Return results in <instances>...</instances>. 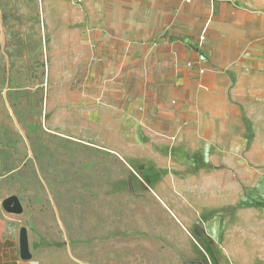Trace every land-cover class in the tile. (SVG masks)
Here are the masks:
<instances>
[{"label":"crops","instance_id":"crops-1","mask_svg":"<svg viewBox=\"0 0 264 264\" xmlns=\"http://www.w3.org/2000/svg\"><path fill=\"white\" fill-rule=\"evenodd\" d=\"M116 1L83 6L94 12L96 40L123 41L125 58L150 61L154 107L134 128L140 155L125 161L133 171L118 179L119 188L103 178L97 189L94 179L76 175L27 184L24 196L1 183L0 264H187L213 248L264 258V0H188L184 20L166 11L165 0H148L138 33L132 26L121 36L108 32L101 13ZM44 6L52 13L50 1ZM23 14H37V1L0 0V178L45 170L15 165L27 143L14 130L9 88L20 79L10 55ZM82 24L87 67L88 44L96 41L86 15ZM67 169L77 174L79 165ZM11 195L21 213L4 209Z\"/></svg>","mask_w":264,"mask_h":264},{"label":"rangeland","instance_id":"rangeland-1","mask_svg":"<svg viewBox=\"0 0 264 264\" xmlns=\"http://www.w3.org/2000/svg\"><path fill=\"white\" fill-rule=\"evenodd\" d=\"M36 1L37 14H23L18 27L22 30L12 33L17 47L10 55V70L20 79H10L9 88L15 109L11 112L13 124L20 126L14 130L23 142L27 141L24 158L15 161V165L45 170L42 174L0 178V184L24 196L30 193L25 190L27 184L70 181L72 176L79 180L94 179L97 189L100 179L114 180L117 182L113 181L112 188H119L118 179L133 171L125 161L140 155L134 144L139 145L141 138L135 136L134 128H138L141 117L154 107L155 95L146 79L150 61L125 58L123 41L96 40L99 32L94 27V12L84 11V0H47L53 7L48 14L44 0ZM148 2L117 0L116 5H108L101 12L109 23L108 32L121 36L127 27L135 26L138 33ZM164 4L167 12L178 14L181 20L189 13L188 0H165ZM84 15L87 35L96 41L88 44L87 67L80 59L78 41ZM69 38L75 41L72 55ZM22 87L24 97L18 95ZM83 99L88 102H82ZM71 164L79 165L77 174L67 169ZM198 240L201 242V238ZM207 258L201 256L193 262L264 264V258L259 256L235 257L215 248Z\"/></svg>","mask_w":264,"mask_h":264},{"label":"water","instance_id":"water-1","mask_svg":"<svg viewBox=\"0 0 264 264\" xmlns=\"http://www.w3.org/2000/svg\"><path fill=\"white\" fill-rule=\"evenodd\" d=\"M3 207L6 210V212L11 213H21L23 210V206L21 203V200L16 195H11L8 198H6L3 202ZM20 248L22 252V257L24 259H27L31 256L29 252V243H28V234L27 230L25 228H22L20 230ZM190 264H197L196 262H191Z\"/></svg>","mask_w":264,"mask_h":264},{"label":"built area","instance_id":"built-area-1","mask_svg":"<svg viewBox=\"0 0 264 264\" xmlns=\"http://www.w3.org/2000/svg\"><path fill=\"white\" fill-rule=\"evenodd\" d=\"M201 38H203V37H201Z\"/></svg>","mask_w":264,"mask_h":264}]
</instances>
